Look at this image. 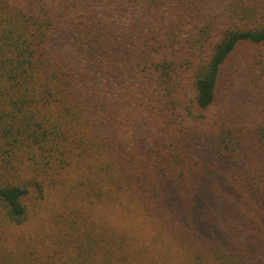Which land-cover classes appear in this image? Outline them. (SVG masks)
Here are the masks:
<instances>
[{"label": "trees", "instance_id": "1", "mask_svg": "<svg viewBox=\"0 0 264 264\" xmlns=\"http://www.w3.org/2000/svg\"><path fill=\"white\" fill-rule=\"evenodd\" d=\"M241 45L264 0H0V264H264V62L220 86Z\"/></svg>", "mask_w": 264, "mask_h": 264}, {"label": "rangeland", "instance_id": "2", "mask_svg": "<svg viewBox=\"0 0 264 264\" xmlns=\"http://www.w3.org/2000/svg\"><path fill=\"white\" fill-rule=\"evenodd\" d=\"M262 52H264V45L259 47L257 50H254V53L253 48L241 45L232 53L224 64L220 77V86L222 87L223 93L225 92L231 98L233 97L234 99H239V97H247L250 95L249 89L254 88L256 90V88L253 87L255 86L254 83H251V81H254V76H252L253 72L249 66V58L251 59L254 54L257 60L264 62V54L263 56H259ZM52 199L53 197H49V199L36 204V217L39 214V218L43 219L48 215L53 201ZM35 221L36 219L28 222L25 226L19 228V230H15L17 231L15 234L18 232V234L32 233L34 224H36Z\"/></svg>", "mask_w": 264, "mask_h": 264}]
</instances>
